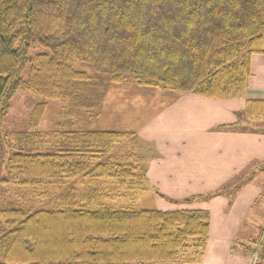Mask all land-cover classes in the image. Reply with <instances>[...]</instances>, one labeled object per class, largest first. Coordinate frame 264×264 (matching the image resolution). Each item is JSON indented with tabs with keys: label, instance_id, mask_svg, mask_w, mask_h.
Segmentation results:
<instances>
[{
	"label": "trees",
	"instance_id": "16d2710c",
	"mask_svg": "<svg viewBox=\"0 0 264 264\" xmlns=\"http://www.w3.org/2000/svg\"><path fill=\"white\" fill-rule=\"evenodd\" d=\"M263 35L264 0H0V131L17 91L62 104L51 152L26 149L43 144L32 133L45 102L32 109L27 131L14 138L19 151L7 160L10 184L45 192L90 177L115 181L122 196L139 191L140 183L146 191L145 170L134 163L138 158L114 156L117 144L128 140L135 146L134 133L75 129L70 116L80 111L98 116L108 84L127 76L140 87L243 98L250 56L263 51ZM36 49L44 52L32 53ZM75 61L106 83L76 69ZM261 107L264 101L247 100L244 119H263ZM242 181L234 179L212 194L231 201ZM65 196L39 209L0 206V264H166L190 240L203 253L207 210L78 205ZM257 245L260 264L264 234Z\"/></svg>",
	"mask_w": 264,
	"mask_h": 264
},
{
	"label": "crops",
	"instance_id": "0c3cea01",
	"mask_svg": "<svg viewBox=\"0 0 264 264\" xmlns=\"http://www.w3.org/2000/svg\"><path fill=\"white\" fill-rule=\"evenodd\" d=\"M262 50L250 56L245 97L209 99L193 93H170L175 96L169 97L165 108L138 130L140 138L151 146L144 173L156 208L209 212L208 239L199 264H252L249 251L264 220L262 209L256 208L264 192V124L255 129L252 120L244 126L243 110L247 100L264 101V35ZM240 113L242 118L237 120L235 115ZM233 124L232 128L220 127ZM234 179L244 181L231 201L226 195H217L167 204L160 196L180 191L185 194L180 197L187 198ZM246 247L249 253L243 252Z\"/></svg>",
	"mask_w": 264,
	"mask_h": 264
},
{
	"label": "rangeland",
	"instance_id": "374dc122",
	"mask_svg": "<svg viewBox=\"0 0 264 264\" xmlns=\"http://www.w3.org/2000/svg\"><path fill=\"white\" fill-rule=\"evenodd\" d=\"M37 52H44V50L36 49L32 53ZM74 67L88 72L96 79H99L97 76L103 78L102 75L95 73L94 70L85 63L75 61ZM27 69V67L24 69L22 73L23 77H26ZM99 80L106 83V79ZM170 93L175 92H171L170 90H166L160 86L140 87L134 82L132 77L127 76L120 84H108L101 106L99 107L100 111L98 116L92 117L91 119L89 111H80L79 115H72L69 120H72L75 125V129L79 130L99 129L134 133L136 136L134 143L135 146L133 145L131 147V142L128 140L122 144H117L113 148L116 154L114 156L131 153L133 154L132 156L138 158L136 159L137 162L135 161L134 163H137L138 166L141 167L140 169L143 170L145 167V158L151 156L152 151H149L151 146L149 147V145L140 138L138 130L140 127H144V125L151 120L150 118L154 117L159 111L165 108L166 103L170 100L169 97L174 95ZM177 93H175V95ZM41 102H45L46 107L40 118L38 127L32 135L36 136L40 142H43V144L42 146L26 149L31 150V152H51L53 150V146L50 137L55 128V124L61 120L60 110L62 104L59 101L44 100L36 94L25 91H17L10 100L8 112L3 119L1 127L2 130L0 131V206L14 208L32 206L37 209L45 208L61 194L65 193V195H67L65 196L66 200L74 201L78 205H91L90 203L93 204L99 202L108 207H130L133 209L156 208L150 186L146 185L148 188L146 191H143L141 189L143 183L138 184V187L142 190V192L140 189L138 191V188H136V191L128 190L124 192V196L121 195V192L118 193L115 181L90 179V177L86 180L82 177L69 179L66 180L64 184L59 183V185L48 187L45 192H41L39 188L34 189L10 184L7 160L10 154L19 151L16 150L17 146L14 145L16 144L14 138L17 133H25L27 131L32 109ZM250 120L251 119L243 121L244 126H246L245 123H251ZM168 123L169 122H166L165 124ZM260 124H264V119H254L252 121V125L255 129H261L258 127ZM34 136L32 137L35 138ZM139 172L141 171L139 170ZM112 182H115V184H112ZM218 189L219 187L206 193L189 195L187 198L180 197V195H185L181 194L180 191H172L171 193L173 196H167L162 193L161 196L163 197L164 203L180 204L183 202H196L203 200V198L197 196L206 198L217 195H226L222 193L212 194ZM186 191H188V187L186 188ZM195 196L196 198H193ZM88 201L90 202L88 203ZM262 205H264V192L258 202V206L256 207L257 210L261 208L264 214V206ZM261 224L262 228L259 230L258 236L256 237L258 243L262 240L264 234V220ZM258 243L252 246V251L245 250L246 253L250 252V254H252V264H255V259L258 260L259 257ZM199 252L200 250L197 249L195 242L190 240L189 243L186 242L183 249H181L178 255L175 256L174 261L166 264H199L202 256H199Z\"/></svg>",
	"mask_w": 264,
	"mask_h": 264
},
{
	"label": "built area",
	"instance_id": "2783aa9c",
	"mask_svg": "<svg viewBox=\"0 0 264 264\" xmlns=\"http://www.w3.org/2000/svg\"><path fill=\"white\" fill-rule=\"evenodd\" d=\"M256 260V259H255Z\"/></svg>",
	"mask_w": 264,
	"mask_h": 264
}]
</instances>
